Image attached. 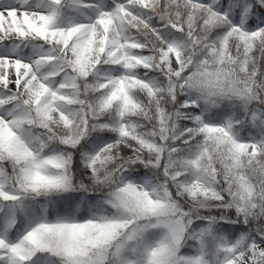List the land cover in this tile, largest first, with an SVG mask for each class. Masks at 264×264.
<instances>
[{"label":"snow or ice","instance_id":"1","mask_svg":"<svg viewBox=\"0 0 264 264\" xmlns=\"http://www.w3.org/2000/svg\"><path fill=\"white\" fill-rule=\"evenodd\" d=\"M0 264H264V0H0Z\"/></svg>","mask_w":264,"mask_h":264}]
</instances>
